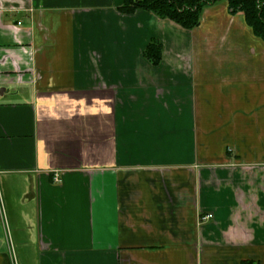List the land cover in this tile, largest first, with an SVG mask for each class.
I'll list each match as a JSON object with an SVG mask.
<instances>
[{"label": "crops", "instance_id": "obj_1", "mask_svg": "<svg viewBox=\"0 0 264 264\" xmlns=\"http://www.w3.org/2000/svg\"><path fill=\"white\" fill-rule=\"evenodd\" d=\"M124 3L0 0V264H264V40Z\"/></svg>", "mask_w": 264, "mask_h": 264}, {"label": "trees", "instance_id": "obj_2", "mask_svg": "<svg viewBox=\"0 0 264 264\" xmlns=\"http://www.w3.org/2000/svg\"><path fill=\"white\" fill-rule=\"evenodd\" d=\"M220 0H125L122 10L134 12L139 9L148 10L161 18H169L184 28L192 29L201 23L205 6ZM230 13L243 12L246 22L254 33L264 40V0H227ZM162 42L152 39L144 55L153 64L162 58Z\"/></svg>", "mask_w": 264, "mask_h": 264}, {"label": "built area", "instance_id": "obj_3", "mask_svg": "<svg viewBox=\"0 0 264 264\" xmlns=\"http://www.w3.org/2000/svg\"><path fill=\"white\" fill-rule=\"evenodd\" d=\"M214 215L212 213H207L205 215H202V220L211 219Z\"/></svg>", "mask_w": 264, "mask_h": 264}]
</instances>
